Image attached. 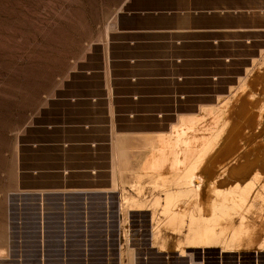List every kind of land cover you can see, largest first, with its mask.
Returning a JSON list of instances; mask_svg holds the SVG:
<instances>
[{"label": "rangeland", "instance_id": "rangeland-1", "mask_svg": "<svg viewBox=\"0 0 264 264\" xmlns=\"http://www.w3.org/2000/svg\"><path fill=\"white\" fill-rule=\"evenodd\" d=\"M122 2L0 0V264H264V252L226 253L220 258L216 248H186L188 256H180L170 252L175 248L174 237H169L164 251L158 250L159 238L151 246L150 214L158 226L166 218V210L164 193L156 187L160 176L144 171L145 159L141 168H126L113 161L109 186L104 172L100 183L107 186L59 187L62 173L58 170L64 164L59 150L53 153L44 148V128L49 122L45 114L83 54L106 37ZM249 35L245 32V38ZM254 37L253 44L244 43L245 51L254 48L252 59L228 60V91L217 96L212 110L220 112L219 106L232 104L244 84L248 85L251 72L264 63V28L255 31ZM201 114L205 113L197 115ZM194 117L182 118L170 127L191 126ZM170 127L164 132L173 139ZM218 131L214 127L213 136ZM198 150L197 157L205 153V147ZM171 151H177L174 144ZM261 151L251 168L244 163L237 166L245 179L254 182L257 198L250 197L248 204L264 202ZM75 178L87 180V176ZM199 180L194 178V184ZM73 191L83 193L76 198ZM156 196L161 200L153 206ZM139 204L145 210H137ZM256 221L263 225V239L264 215ZM170 231L166 223L160 225L161 236L173 235ZM189 253L194 263L189 261Z\"/></svg>", "mask_w": 264, "mask_h": 264}, {"label": "crops", "instance_id": "crops-1", "mask_svg": "<svg viewBox=\"0 0 264 264\" xmlns=\"http://www.w3.org/2000/svg\"><path fill=\"white\" fill-rule=\"evenodd\" d=\"M263 10L264 0H123L45 114L44 148L64 164L59 187L107 186L104 172L109 186L113 161L141 168L171 123L206 114L227 94L228 60L252 59L244 43L264 28Z\"/></svg>", "mask_w": 264, "mask_h": 264}, {"label": "bare ground", "instance_id": "bare-ground-1", "mask_svg": "<svg viewBox=\"0 0 264 264\" xmlns=\"http://www.w3.org/2000/svg\"><path fill=\"white\" fill-rule=\"evenodd\" d=\"M247 81L248 85L244 84L232 104L219 106L220 112L210 108L207 114L194 117L191 126L172 125L173 139L165 132L155 137L156 146L145 157L147 166L144 171L160 176L155 184L164 193L162 201L166 210V218L161 224L169 225L173 234L161 236V224L155 226L153 214H150L151 246L154 239L158 241L159 238V251H164L169 237L176 241L170 252H178L180 256H188L186 248H216L220 258L226 253L264 251V238L260 236L263 225L256 221V217L264 215V202L248 204L250 197L257 198L254 182L251 178L245 179L241 173L243 170L237 169L243 163L244 166H253L261 156L259 152L264 151V96H259L260 93L264 95V63L251 72ZM219 121L221 125H218ZM196 122L201 125L196 127ZM214 127L219 129L215 136ZM172 144L177 147L174 153ZM201 147H205V153L197 157L196 152ZM194 178L200 179L198 184H194ZM141 194L140 188L138 196ZM160 200L161 197L156 196L153 206ZM137 210H145V207L139 204ZM189 261L194 263L191 255ZM198 264L203 262L198 261Z\"/></svg>", "mask_w": 264, "mask_h": 264}, {"label": "water", "instance_id": "water-1", "mask_svg": "<svg viewBox=\"0 0 264 264\" xmlns=\"http://www.w3.org/2000/svg\"><path fill=\"white\" fill-rule=\"evenodd\" d=\"M264 252V251H263Z\"/></svg>", "mask_w": 264, "mask_h": 264}]
</instances>
